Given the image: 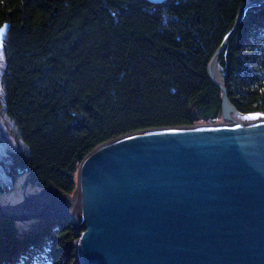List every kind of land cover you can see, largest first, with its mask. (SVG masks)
<instances>
[{"label":"trees","instance_id":"1","mask_svg":"<svg viewBox=\"0 0 264 264\" xmlns=\"http://www.w3.org/2000/svg\"><path fill=\"white\" fill-rule=\"evenodd\" d=\"M249 0H0L3 102L21 148L0 150V194L32 176L74 194L96 147L133 132L223 120L209 76ZM229 99L264 113V3L248 9L218 60ZM68 220L19 234L0 217V264H77Z\"/></svg>","mask_w":264,"mask_h":264},{"label":"water","instance_id":"2","mask_svg":"<svg viewBox=\"0 0 264 264\" xmlns=\"http://www.w3.org/2000/svg\"><path fill=\"white\" fill-rule=\"evenodd\" d=\"M262 3L243 4L210 62V79L222 90V121L104 142L81 162L74 194L54 186L25 192L24 201L57 195L31 213L8 211L0 201V217L38 220L24 234L70 221L77 264H264V113L238 111L217 73L248 9ZM10 30V22L0 27L4 48ZM230 107L239 114L231 116Z\"/></svg>","mask_w":264,"mask_h":264},{"label":"rangeland","instance_id":"3","mask_svg":"<svg viewBox=\"0 0 264 264\" xmlns=\"http://www.w3.org/2000/svg\"><path fill=\"white\" fill-rule=\"evenodd\" d=\"M6 66V54L5 48L0 45V150L5 145L12 148H21L22 142L17 136L16 129L12 122L7 118L4 102H3V74ZM17 186L13 191L9 193H1V203L7 205L8 209L18 213H31L41 210L44 205L46 206L49 196L35 200L30 199L24 201V193L27 195L38 193L41 188L28 182L27 176L23 175L18 179ZM28 183V184H27ZM38 220H31L27 222H16L18 233L24 234L34 228V224H37Z\"/></svg>","mask_w":264,"mask_h":264},{"label":"bare ground","instance_id":"4","mask_svg":"<svg viewBox=\"0 0 264 264\" xmlns=\"http://www.w3.org/2000/svg\"><path fill=\"white\" fill-rule=\"evenodd\" d=\"M217 73L219 74V76L221 77V78H223L222 77V75L220 74V72L217 70ZM229 112H230V114H231V116H233V117H235L234 115H237V114H239V113H237L233 108H229ZM48 194H49V196L51 197V199L52 198H54L57 194H56V192H54V191H49V192H47ZM8 211H11L10 209H8Z\"/></svg>","mask_w":264,"mask_h":264},{"label":"snow or ice","instance_id":"5","mask_svg":"<svg viewBox=\"0 0 264 264\" xmlns=\"http://www.w3.org/2000/svg\"><path fill=\"white\" fill-rule=\"evenodd\" d=\"M251 117H247V119H250Z\"/></svg>","mask_w":264,"mask_h":264}]
</instances>
